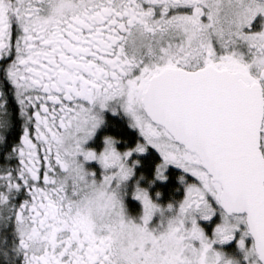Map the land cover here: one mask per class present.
I'll return each instance as SVG.
<instances>
[{"label":"snow or ice","instance_id":"obj_1","mask_svg":"<svg viewBox=\"0 0 264 264\" xmlns=\"http://www.w3.org/2000/svg\"><path fill=\"white\" fill-rule=\"evenodd\" d=\"M0 264H264V0H0Z\"/></svg>","mask_w":264,"mask_h":264}]
</instances>
